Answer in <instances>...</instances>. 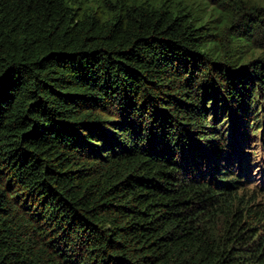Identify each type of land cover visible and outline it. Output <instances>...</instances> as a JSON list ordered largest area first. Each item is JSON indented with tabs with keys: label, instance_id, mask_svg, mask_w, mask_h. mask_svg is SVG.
I'll list each match as a JSON object with an SVG mask.
<instances>
[{
	"label": "trees",
	"instance_id": "1",
	"mask_svg": "<svg viewBox=\"0 0 264 264\" xmlns=\"http://www.w3.org/2000/svg\"><path fill=\"white\" fill-rule=\"evenodd\" d=\"M255 4L0 0V264H264Z\"/></svg>",
	"mask_w": 264,
	"mask_h": 264
},
{
	"label": "rangeland",
	"instance_id": "2",
	"mask_svg": "<svg viewBox=\"0 0 264 264\" xmlns=\"http://www.w3.org/2000/svg\"><path fill=\"white\" fill-rule=\"evenodd\" d=\"M251 2L256 3L255 4L256 6H260L261 8H264V0H251ZM261 11H262V18L264 19V10ZM262 22L264 24V20ZM256 43L264 48V40L259 39ZM261 143L262 142L260 141V138L257 135L255 136L254 139H252V143H250V147H249L250 149H247L250 154L254 152L252 150L254 149L257 150L258 156H256L255 158L250 157L249 158L250 161H248L250 164L254 163L250 170L251 174L253 175L252 176L253 180H252V184H250L249 187L252 188L255 185L257 187V191L260 190V192L264 191V175H262L264 173V158L261 156L259 152V146L261 145ZM235 166L236 168H238L239 164L236 163Z\"/></svg>",
	"mask_w": 264,
	"mask_h": 264
}]
</instances>
